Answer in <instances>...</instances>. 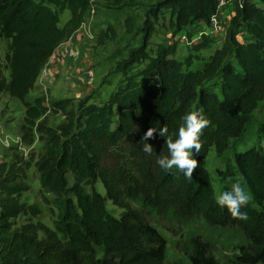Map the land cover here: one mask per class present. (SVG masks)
Here are the masks:
<instances>
[{
	"label": "trees",
	"instance_id": "trees-1",
	"mask_svg": "<svg viewBox=\"0 0 264 264\" xmlns=\"http://www.w3.org/2000/svg\"><path fill=\"white\" fill-rule=\"evenodd\" d=\"M227 1L233 13L224 41L201 68L191 69L196 55L176 58V42L158 43L151 52L154 24L147 19L142 43L117 62L123 78L106 100L65 97L45 103L43 96L33 101L26 96L55 50L82 25L92 0H0V36L8 40L9 69L8 79L0 69V93L24 107L21 143L43 141L36 159L26 160L14 146L11 161L0 162V264H177L165 262L166 239L140 211L128 207V200L136 198L157 211L172 209L182 218L199 215L208 224L242 230L246 243L231 263L221 262L197 236L186 252L189 264H264L260 144L236 152L224 169L217 170L221 190L243 177L251 196L241 209L247 220L232 217L215 203L213 179L202 165L211 148L220 155L230 139L242 135L252 112L264 101V0ZM220 5L221 0H159L148 14L156 19L161 9L168 10L170 27L179 32L200 22L210 26ZM64 10L70 15L60 26ZM241 26L252 35L250 41L238 39ZM211 43L203 35L192 49L206 50ZM215 77L217 88L209 85ZM188 111H198L207 124L198 140L201 149L194 157L197 167L191 182L157 164L158 156L167 154L158 131L147 141L154 151L143 150L149 128L166 125L175 132ZM49 113H60L64 121L49 126ZM32 164L41 188L54 196L58 214L52 228L30 220L14 224L20 214L40 212L36 205L21 201ZM107 200L125 208L121 216L108 212Z\"/></svg>",
	"mask_w": 264,
	"mask_h": 264
},
{
	"label": "rangeland",
	"instance_id": "rangeland-1",
	"mask_svg": "<svg viewBox=\"0 0 264 264\" xmlns=\"http://www.w3.org/2000/svg\"><path fill=\"white\" fill-rule=\"evenodd\" d=\"M158 1L123 0L115 3L113 0H92V6L85 14L83 24L66 43L61 44L52 59L50 58L42 70L40 78L38 77L36 87L26 96V99L33 101L35 97L43 96L47 99L45 103H48L47 101L52 99L65 97L76 100L90 97L91 102H103L117 88L123 78L121 71L116 68L117 62L125 58L130 49L136 48L142 43L147 19L154 24V31L149 40L151 52L154 51L158 43L176 42V58L183 59L191 53L197 57L193 60L191 69L201 68L204 60L224 41L226 28L233 13L232 4L227 0H221L219 14L210 26L196 23L175 32L169 24L168 10L161 9L156 19L148 14L149 9L154 8ZM69 15L68 10L60 13V26L67 21ZM237 31L239 40L247 42L252 39V35L245 26L239 27ZM203 35L211 39V47L206 50H193L192 45L199 42ZM7 47L8 40L0 36V69L8 79L9 69L5 59ZM52 60H55L59 66H55L54 77L49 82L50 79H46V77L53 72L52 64L54 62ZM89 71L92 74L87 77ZM218 81L219 78L215 77L209 82V85L217 88ZM10 108L12 111L10 116H7L8 110L3 114L7 120L6 125L10 128L9 133L4 132L0 135L1 143L4 144L3 141L8 140L11 144L7 148L9 158L6 161L8 162L12 159L11 147L15 146V139L20 138V135L17 134H20L19 128L24 117V113L23 116L21 115L24 107L20 102L11 103ZM47 118V123L51 127L64 121V116L60 113H49ZM259 144L264 152V101L258 103L257 108L252 112L251 122L240 137L230 139L228 148L220 155L216 154L214 148H211L203 160L202 165L209 171L213 179L216 194L222 187L217 170L224 169L226 162L233 160L236 152ZM23 146L24 148H18V151H15L23 155L26 160L36 159L43 152V141L37 138L31 145L23 144ZM26 174L28 189L22 193L21 201L36 205L40 212L37 216L20 214L14 219V224L18 226L30 220L52 228L58 214L54 196L41 188L39 172L33 164ZM69 179L71 184V176ZM96 188L105 195V189L101 184L97 183ZM127 204L129 208L140 211L166 239L165 262L167 263L189 264L186 252L191 248L190 240L193 237L202 238L208 243L209 250L221 262L229 263L238 256L239 246L246 243L242 230L237 226L211 225L199 215L186 218L178 217L172 209L157 211L144 206L138 198L129 199ZM106 208L115 217L121 216L125 211V208L115 205L111 200L106 201Z\"/></svg>",
	"mask_w": 264,
	"mask_h": 264
},
{
	"label": "clouds",
	"instance_id": "clouds-1",
	"mask_svg": "<svg viewBox=\"0 0 264 264\" xmlns=\"http://www.w3.org/2000/svg\"><path fill=\"white\" fill-rule=\"evenodd\" d=\"M206 128L207 124L198 111H188L181 117L175 132L170 133L166 125L159 129L149 128L143 137L146 141L143 150L147 153L154 151L153 146L147 141L158 131L159 135L165 138L167 154L161 153L157 158V164L164 171H174L185 182H191L192 173L197 167L194 157L201 149L198 140ZM250 199V192L243 182V177L233 181L229 188L219 191L214 197L215 203L220 208L226 209L232 217L240 220L248 219L247 212L241 209L249 203Z\"/></svg>",
	"mask_w": 264,
	"mask_h": 264
},
{
	"label": "crops",
	"instance_id": "crops-1",
	"mask_svg": "<svg viewBox=\"0 0 264 264\" xmlns=\"http://www.w3.org/2000/svg\"><path fill=\"white\" fill-rule=\"evenodd\" d=\"M201 23V22H200ZM66 43V42H65ZM61 46V45H60ZM59 46V47H60ZM59 47L55 50V52H57L58 51V49H59ZM54 52V53H55ZM53 53V55L50 57L51 59H52V57L55 55ZM50 60V59H49ZM53 61V60H52ZM54 63L52 64V66H53V72H51L50 73V71H49V76L48 77H46V79H50L49 80V82H51V79L54 77L53 76V74H54V70H55V66H59L56 62H55V60L53 61ZM44 69V68H43ZM41 76V75H40ZM40 76H39V78H40ZM38 78V79H39ZM38 79H37V81L35 82V86L34 87H36V85H37V83H38ZM45 87V86H44ZM45 90V89H44ZM30 94V93H29ZM28 94V95H29ZM27 95V96H28ZM16 100V101H15ZM13 102H19L16 98H14V97H11V96H9L7 93H4V92H1L0 93V135L2 134V133H4V132H6V133H9L8 131L10 130V128L6 125L7 124V120H6V117L3 115V114H5L6 112H7V110L9 111V113H7V116H10V112H12L11 111V108L9 109V107H10V105H11V103H13ZM5 112V113H4ZM23 113H24V111H23V109H22V112H21V115L23 116ZM18 126H19V123H18ZM19 132V131H18ZM20 133V132H19ZM18 136L20 135V134H17ZM8 147L7 146H5L3 143H1L0 142V162L1 161H4V160H7L8 158H9V155H8V153H9V151H8V149H7Z\"/></svg>",
	"mask_w": 264,
	"mask_h": 264
},
{
	"label": "built area",
	"instance_id": "built-area-1",
	"mask_svg": "<svg viewBox=\"0 0 264 264\" xmlns=\"http://www.w3.org/2000/svg\"><path fill=\"white\" fill-rule=\"evenodd\" d=\"M91 11H93V10H91ZM213 21H215V19H214ZM82 24H83V23H82ZM91 74H92V72L89 71V72L87 73V77H88V76L90 77ZM3 142H4V145H5V146L10 147L11 144L8 142V140L3 141ZM15 146H18V148H20V149L24 148L23 144L21 143V139H20L19 137H17V138L15 139Z\"/></svg>",
	"mask_w": 264,
	"mask_h": 264
}]
</instances>
